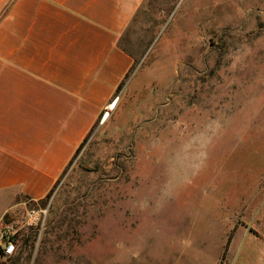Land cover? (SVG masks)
<instances>
[{
  "label": "rangeland",
  "instance_id": "1",
  "mask_svg": "<svg viewBox=\"0 0 264 264\" xmlns=\"http://www.w3.org/2000/svg\"><path fill=\"white\" fill-rule=\"evenodd\" d=\"M120 44L117 103L48 195L0 200V264H264V0H143Z\"/></svg>",
  "mask_w": 264,
  "mask_h": 264
},
{
  "label": "crops",
  "instance_id": "2",
  "mask_svg": "<svg viewBox=\"0 0 264 264\" xmlns=\"http://www.w3.org/2000/svg\"><path fill=\"white\" fill-rule=\"evenodd\" d=\"M142 1L0 0V200L51 190L132 67Z\"/></svg>",
  "mask_w": 264,
  "mask_h": 264
},
{
  "label": "built area",
  "instance_id": "3",
  "mask_svg": "<svg viewBox=\"0 0 264 264\" xmlns=\"http://www.w3.org/2000/svg\"><path fill=\"white\" fill-rule=\"evenodd\" d=\"M43 212V210L35 207L27 209V223L34 225L39 224L42 220ZM15 232L16 231L12 228V226L7 223L0 226V259L10 258L17 252L18 246Z\"/></svg>",
  "mask_w": 264,
  "mask_h": 264
},
{
  "label": "trees",
  "instance_id": "4",
  "mask_svg": "<svg viewBox=\"0 0 264 264\" xmlns=\"http://www.w3.org/2000/svg\"><path fill=\"white\" fill-rule=\"evenodd\" d=\"M127 75H128V74H126L125 77H127ZM120 84H121V83H120ZM119 86H120V85H119ZM119 86H118V89H119ZM118 89H117V90H118ZM84 140H85V139H84ZM81 144H82V143H81ZM79 147H80V146H79ZM79 147L77 148L76 153H77ZM76 153H75V154H76ZM75 154H74V155H75ZM68 164H69V163H68ZM47 195H48V193H47ZM250 230L253 231V229H251V228H250ZM253 232H254V231H253ZM231 234H232V231L229 233V235H228V237H227V240H226V244H225V248H224L223 254L225 253V251H226V249H227V245H228V243H229V241H230V239H231ZM15 237H16V235H15ZM13 256H14V255H13Z\"/></svg>",
  "mask_w": 264,
  "mask_h": 264
},
{
  "label": "bare ground",
  "instance_id": "5",
  "mask_svg": "<svg viewBox=\"0 0 264 264\" xmlns=\"http://www.w3.org/2000/svg\"><path fill=\"white\" fill-rule=\"evenodd\" d=\"M115 103H117V102H115V100H113L112 102L109 103V107L113 109ZM108 113H109V112H106V113L104 114L103 118L106 117V116L108 115Z\"/></svg>",
  "mask_w": 264,
  "mask_h": 264
}]
</instances>
